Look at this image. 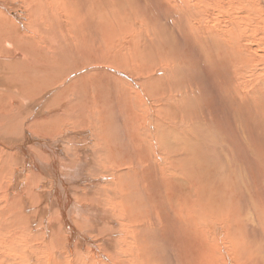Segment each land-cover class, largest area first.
<instances>
[{"label":"bare ground","instance_id":"obj_1","mask_svg":"<svg viewBox=\"0 0 264 264\" xmlns=\"http://www.w3.org/2000/svg\"><path fill=\"white\" fill-rule=\"evenodd\" d=\"M259 1L163 6L179 13L184 43L210 75L238 93L237 109L264 123V93L248 98L264 89ZM143 10L127 0H0V264H264V132L242 156L188 108L178 114L177 59L158 57ZM227 59L243 79L221 75ZM232 156L253 169L251 191L232 186ZM170 224L165 260L154 234Z\"/></svg>","mask_w":264,"mask_h":264},{"label":"rangeland","instance_id":"obj_2","mask_svg":"<svg viewBox=\"0 0 264 264\" xmlns=\"http://www.w3.org/2000/svg\"><path fill=\"white\" fill-rule=\"evenodd\" d=\"M193 2L196 3L195 1ZM259 2L261 5H263V0H260ZM127 3L143 5L144 10L142 13L149 15L150 18L156 22L155 28H151V26L146 27V25L144 28L153 34V45L155 43H158L159 45L158 47H154V51L160 54L158 57H160L162 54L174 55L177 59L178 65L173 80L176 86V93L171 94L169 97L170 101L176 99L184 104V110L178 111L176 109L178 114H184L185 110L188 108L189 111L194 112L195 117L199 118L205 123L207 133L212 139H217L220 137L233 140L237 144L240 154L242 156L248 155V151L250 150V148L247 146L248 140L254 134H262L264 132L263 118H259L257 113L254 111H244L242 114L243 111L237 109L241 101L239 98L237 99L238 93L226 92L223 89L220 80L215 75H210L208 72L205 64L202 62V58L198 56L201 53H194L188 44L184 43V34H180V27L176 22L179 20L178 12L168 11L165 6H163V0H127ZM116 8H121L120 4L117 3ZM207 10L208 15H210L209 18L213 17L212 10ZM239 11V15H242V10L240 9ZM137 14L138 13H132L131 18H134V21L138 25H141V22L143 23L144 20L142 17L137 18ZM20 19L22 18L20 17ZM124 23L126 24V21ZM144 24L145 23H143V25ZM134 27L138 28L137 26ZM171 32L173 34L176 33L177 37L175 35H171ZM186 33L189 32L187 31ZM214 54L217 55L216 53ZM222 62H224V60L220 59V63L218 64H221ZM232 62L233 61L231 59L225 60V63L219 67L222 74L220 72L219 73L224 77L228 74L231 79V75L234 73L236 74V80L243 79L240 73L237 74L234 72ZM157 71L158 73L163 74L165 70L164 68H160L159 65L157 67ZM230 81L231 82L227 84L228 89L232 91L235 89V91L238 92L242 91V88L239 90L236 89L237 83L234 82V84H232L233 80ZM134 87L137 89L135 85ZM31 89H33V87ZM262 93H264V89L258 88L256 91L252 92L248 98L252 99ZM243 96H247V94ZM227 106L235 109L231 111L227 109ZM230 114L235 117L232 118ZM210 124L213 126V128L210 126ZM35 137L46 139L48 141L54 140L53 138H43L39 136ZM83 143L87 145L88 142ZM250 158L251 164H259L258 161L253 159L252 156H250ZM227 161L228 164L225 166V172L228 173L232 186L235 189H238L240 184L244 183L245 185L250 186L248 187V190L251 191L254 188V183L252 181L256 178L251 166L245 164V162L236 161L235 156H232ZM252 197V194L248 195L241 204L250 203ZM169 230L174 233L173 225L170 224L169 228H163L160 232H156L154 234L160 245V253L165 260L166 257H169L170 255L171 256L169 260L174 258L171 253V249L167 248V244H165L166 238H169ZM164 249H166L167 252ZM199 253H201V250Z\"/></svg>","mask_w":264,"mask_h":264}]
</instances>
